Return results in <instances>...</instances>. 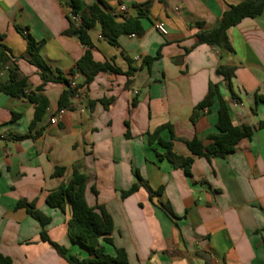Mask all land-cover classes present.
Returning a JSON list of instances; mask_svg holds the SVG:
<instances>
[{
  "label": "crops",
  "instance_id": "crops-1",
  "mask_svg": "<svg viewBox=\"0 0 264 264\" xmlns=\"http://www.w3.org/2000/svg\"><path fill=\"white\" fill-rule=\"evenodd\" d=\"M69 1L0 0V44L8 48L7 65H15L26 79L25 91H35L41 78L28 62L19 29L42 41L41 57L63 74L86 48L75 34L65 32L70 21L79 24ZM80 1L83 7H102L99 0ZM103 1L124 20L137 17L139 5L148 3L147 16L139 18L141 35L120 34L117 44H111L101 37L99 24L89 30L94 60L111 61L122 72L131 65V76L99 72L70 99V107L60 111L57 101L65 85L47 82L39 92L48 106L32 132L43 130L21 140L12 137L28 131L34 104L0 91V253L12 264H69L40 238V223L16 205L24 199L49 217L44 229L51 241L86 255L67 233L70 204L62 210L45 200L77 166L86 175L87 204L101 205L109 213V236L114 246L124 249L130 264H264V101L257 99L264 95V7L227 28L233 50L225 53L197 44L196 34L216 27L230 5L244 0ZM120 5L125 10L119 11ZM158 22L165 33L155 28ZM157 52V58L143 60ZM221 64L235 67L229 81L216 73ZM7 65L0 69V82L7 81ZM74 76L76 83L82 80L79 73ZM209 82L218 84L232 123L253 131L232 152L207 159L192 156L182 139H204L215 131L217 100L195 123L190 121ZM12 112L19 117L13 119ZM164 123L171 124L177 138L173 151L193 158L189 174L159 159L156 151L163 148L156 142L147 143L146 133ZM160 136L167 139L169 134L164 129ZM55 167H64V173L53 176ZM135 171L152 189L162 187L161 193L150 198L139 186L122 196L136 181ZM103 244L113 253L112 245Z\"/></svg>",
  "mask_w": 264,
  "mask_h": 264
},
{
  "label": "trees",
  "instance_id": "trees-1",
  "mask_svg": "<svg viewBox=\"0 0 264 264\" xmlns=\"http://www.w3.org/2000/svg\"><path fill=\"white\" fill-rule=\"evenodd\" d=\"M99 6L96 3L82 6L80 0H70V13L78 15L80 22L74 25L70 21L69 28L65 30L67 33L75 34L79 41L86 46L83 54L75 61L73 66L66 74L60 71L53 70L41 57L40 48L42 41H35L23 29H19L26 39V53L28 62L36 66L39 70L41 83L36 87L35 91H25L26 79L17 74L15 65H7L11 61V57L7 54L8 48L0 44V69L7 65V81L0 82V91L10 96H23L34 104L33 117L28 125V131L22 134L14 135L12 138L21 140L27 137L35 138L43 128L35 129L34 125L41 120L48 106L47 98L39 91L47 82H59L65 85L57 101V110L70 107V99L81 88H87L94 76L99 72L110 71L113 73H123L127 77L131 76L135 71V67L129 66L125 72H122L119 67L108 60L96 61L92 55V42L89 36V30L95 25H100V35L111 44H117V37L120 34L141 35L144 28L139 20L140 17H146L148 11V3L145 2L139 5V13L135 18L125 17L122 22L117 21L116 15L110 13L109 7L103 0H99ZM264 7V0H244L238 4L230 5L229 8L222 13L216 27L206 31H200L196 34V43H206L219 48L222 52H232V47L228 41L226 30L229 26L236 24L243 17L255 16L260 13ZM155 56H146L143 60L148 63L157 58ZM13 63V62H12ZM234 66L221 64L217 67L216 73L221 75L226 81H229L234 73ZM79 73L82 80L71 86V78ZM231 98L238 102V98L231 91ZM258 100L264 101V95H257ZM218 102L217 119L215 122V131L208 133L204 139L193 137L191 139H182L192 156H204L209 159L211 156H224L232 152L243 138H250L253 127L240 124L234 125L231 121L229 109L226 100L220 94L217 83L209 82L207 90L203 98L193 107L190 114V121L195 123L197 118L208 109L215 101ZM100 101L106 106L104 99ZM91 102V101H90ZM92 103V102H91ZM19 117V113L12 112V118ZM127 124V123H126ZM166 129L169 136L164 139L160 136V132ZM125 136H129V131L125 132ZM147 143L151 145L156 142L163 148L162 152H157L159 159L165 158L174 167H181L186 174L190 172L192 164V156H181L176 154L173 149V141L177 140L173 134L172 126L169 123L159 125L154 131L147 132ZM64 167H55L52 175L60 176L64 173ZM136 181L128 190L122 191V196H126L139 186H143L150 198L159 195L162 187L152 189L147 182L143 181L138 172L135 171ZM86 175L79 170L77 166L72 168L71 177L67 182H62L60 185L50 190L45 200L48 205L64 209L66 203H69L72 209L71 217L67 220V233L70 240L78 244L86 253L85 256L70 253L68 249L56 242L51 241L44 229V226L49 222V217L44 215L40 210L35 208L33 202H28L21 199L17 202V206H24L27 212L34 217L41 225L40 238L48 241L69 264H130L127 255L123 248L113 245L112 239L109 236L113 229L112 218L105 208L101 205L96 207L89 206L85 200L84 188ZM167 209L166 206H164ZM113 246V253L105 251L104 244ZM0 264H12L10 257L0 253Z\"/></svg>",
  "mask_w": 264,
  "mask_h": 264
},
{
  "label": "built area",
  "instance_id": "built-area-1",
  "mask_svg": "<svg viewBox=\"0 0 264 264\" xmlns=\"http://www.w3.org/2000/svg\"><path fill=\"white\" fill-rule=\"evenodd\" d=\"M118 10L119 11H123V10H125V6L124 5H120L119 7H118ZM116 10H112V11H110V13L112 14V15H116ZM78 22H80V17L78 16V15H72ZM155 28L159 31V32H161V33H165L166 32V30H165V27H164V25L162 24V23H160V22H158V23H156L155 24ZM24 33H25V31H23ZM135 59H138V57L136 56L135 57ZM75 80H76V76H73L72 78H71V81H70V83H71V86H74L75 85ZM234 102V101H233ZM60 111V110H59ZM55 121V119L53 118V119H51V122H54Z\"/></svg>",
  "mask_w": 264,
  "mask_h": 264
},
{
  "label": "water",
  "instance_id": "water-1",
  "mask_svg": "<svg viewBox=\"0 0 264 264\" xmlns=\"http://www.w3.org/2000/svg\"><path fill=\"white\" fill-rule=\"evenodd\" d=\"M117 21H123L124 19H123V17H118L117 19H116Z\"/></svg>",
  "mask_w": 264,
  "mask_h": 264
}]
</instances>
